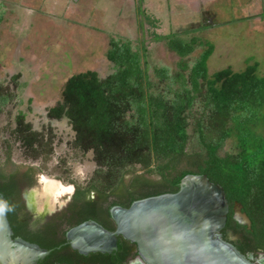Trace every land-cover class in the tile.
Returning a JSON list of instances; mask_svg holds the SVG:
<instances>
[{
  "label": "trees",
  "instance_id": "16d2710c",
  "mask_svg": "<svg viewBox=\"0 0 264 264\" xmlns=\"http://www.w3.org/2000/svg\"><path fill=\"white\" fill-rule=\"evenodd\" d=\"M135 3L139 28L142 22L152 24L143 0ZM153 37L176 58L174 69L161 66L148 74L140 53L145 55L144 47L111 38L105 57L113 72L104 78L94 71L68 77L48 119L65 120L73 133L71 145L92 153L96 168L88 191L119 197L115 205H129L175 194L185 176L205 175L221 187L229 208L242 206L256 247L264 250V135L255 131L264 124V76L258 64L209 75L211 42L177 34ZM18 78L0 82V115L17 100ZM14 125L12 134L27 155L50 154L51 137L34 131L22 113ZM228 141L232 144L225 151ZM10 153L7 143L6 169Z\"/></svg>",
  "mask_w": 264,
  "mask_h": 264
},
{
  "label": "rangeland",
  "instance_id": "374dc122",
  "mask_svg": "<svg viewBox=\"0 0 264 264\" xmlns=\"http://www.w3.org/2000/svg\"><path fill=\"white\" fill-rule=\"evenodd\" d=\"M143 10L152 24L142 22L139 28L135 0H0V82L19 77L17 100L0 115V167L5 168L8 143L10 164L4 170L32 168L63 184L88 182L96 168L92 153L75 149L66 121L49 120L47 111L60 100L68 77L94 71L104 78L113 72L105 57L111 38L144 47L145 55L140 53L148 74L161 66L174 69L176 60L153 36L177 34L214 45L209 75L224 68L240 72L256 62L264 76L263 0H143ZM199 53L197 49L194 56ZM19 113L34 131L51 137L49 155L32 159L15 140ZM255 131L264 135V124ZM135 173L142 174L138 168Z\"/></svg>",
  "mask_w": 264,
  "mask_h": 264
},
{
  "label": "flooded vegetation",
  "instance_id": "af4514ba",
  "mask_svg": "<svg viewBox=\"0 0 264 264\" xmlns=\"http://www.w3.org/2000/svg\"><path fill=\"white\" fill-rule=\"evenodd\" d=\"M0 175V198L13 209L5 213L11 239L50 252L36 264H146L136 245L115 235L118 224L113 211L126 210L138 201L115 205L119 197L88 191L89 180L81 185L63 184L32 168L8 171L0 167ZM233 205L228 206L225 223L216 236L250 264H264V250L256 247L251 224L246 228L233 220ZM81 227L85 230L78 237L103 252H80L72 247L71 233Z\"/></svg>",
  "mask_w": 264,
  "mask_h": 264
},
{
  "label": "water",
  "instance_id": "95a60500",
  "mask_svg": "<svg viewBox=\"0 0 264 264\" xmlns=\"http://www.w3.org/2000/svg\"><path fill=\"white\" fill-rule=\"evenodd\" d=\"M179 187L175 194L138 201L126 210L115 209V235L136 245L146 264H250L216 236L228 213L221 187L205 175H187ZM241 210L242 206L234 203L232 218L249 228L250 221ZM84 230L81 227L71 233L72 247L80 252H103L78 237ZM49 253L14 242L6 214L0 215V264H36Z\"/></svg>",
  "mask_w": 264,
  "mask_h": 264
},
{
  "label": "clouds",
  "instance_id": "9594fccd",
  "mask_svg": "<svg viewBox=\"0 0 264 264\" xmlns=\"http://www.w3.org/2000/svg\"><path fill=\"white\" fill-rule=\"evenodd\" d=\"M13 209L6 200H0V215L11 212Z\"/></svg>",
  "mask_w": 264,
  "mask_h": 264
},
{
  "label": "bare ground",
  "instance_id": "6f19581e",
  "mask_svg": "<svg viewBox=\"0 0 264 264\" xmlns=\"http://www.w3.org/2000/svg\"><path fill=\"white\" fill-rule=\"evenodd\" d=\"M54 189V188H53ZM55 190V189H54ZM57 192V191H56Z\"/></svg>",
  "mask_w": 264,
  "mask_h": 264
}]
</instances>
